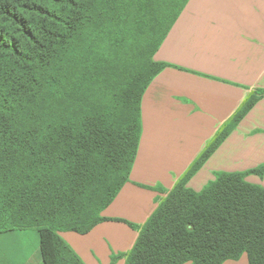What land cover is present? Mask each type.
I'll return each mask as SVG.
<instances>
[{
  "label": "trees",
  "instance_id": "obj_1",
  "mask_svg": "<svg viewBox=\"0 0 264 264\" xmlns=\"http://www.w3.org/2000/svg\"><path fill=\"white\" fill-rule=\"evenodd\" d=\"M189 0H0V231L35 228L43 264H86L59 234L88 233L130 180L154 55ZM256 89L142 225L125 264H264V163L190 180Z\"/></svg>",
  "mask_w": 264,
  "mask_h": 264
},
{
  "label": "crops",
  "instance_id": "obj_2",
  "mask_svg": "<svg viewBox=\"0 0 264 264\" xmlns=\"http://www.w3.org/2000/svg\"><path fill=\"white\" fill-rule=\"evenodd\" d=\"M165 67L142 99L143 132L130 180L88 233L60 231L86 264H125L142 226L256 89H264V0H189L154 55ZM264 163V97L189 186L216 171ZM264 186V177L249 175ZM227 260L223 264H237ZM0 264H43L35 228L0 231Z\"/></svg>",
  "mask_w": 264,
  "mask_h": 264
},
{
  "label": "rangeland",
  "instance_id": "obj_3",
  "mask_svg": "<svg viewBox=\"0 0 264 264\" xmlns=\"http://www.w3.org/2000/svg\"><path fill=\"white\" fill-rule=\"evenodd\" d=\"M251 175H253V174H251ZM254 175H256V174H254ZM260 177V176H259ZM262 178V177H261ZM208 183V182H207ZM206 185V184H205ZM259 185H261V184H259ZM230 260H233V259H230ZM234 261H238V263L237 264H248V256H247V253L246 252H244L243 253V255L240 257V259H238V260H234ZM233 261V262H234ZM232 264V263H231Z\"/></svg>",
  "mask_w": 264,
  "mask_h": 264
}]
</instances>
